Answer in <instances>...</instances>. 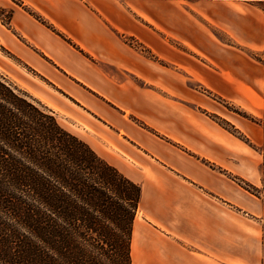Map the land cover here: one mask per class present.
Wrapping results in <instances>:
<instances>
[{
  "label": "rangeland",
  "instance_id": "obj_1",
  "mask_svg": "<svg viewBox=\"0 0 264 264\" xmlns=\"http://www.w3.org/2000/svg\"><path fill=\"white\" fill-rule=\"evenodd\" d=\"M263 3L254 0H126V33L115 30V34L126 50V88L134 90L126 94V107L130 111L127 114L101 95L91 93L111 112L115 110L117 116L125 117V124L130 123L133 130L145 138V144L149 145L147 140H150L155 145L173 149L175 154L170 161H159L151 155L153 160L147 159L156 167L168 166L175 180L193 188L209 206L211 216L219 211L226 214L227 240L222 230L216 232L211 228L212 237L220 238L221 245L227 248V256L221 259L220 254L211 251L212 260L219 264H264V255L257 261L254 247L259 245L264 250V223L254 218L250 207L234 201L236 190L243 193L249 204L264 193V89L255 91L252 86L255 79L250 78L252 73L264 72V33L252 37L249 29L236 27L231 18L235 6L237 9L248 4L264 7ZM36 4V0H0V76L30 102L51 111L66 131L89 145L126 177L123 165L126 161L134 164L124 154L129 139L118 136L120 128L114 129L106 121L92 116H89L91 122H80L74 114V111L81 112L80 103L30 66L8 43L7 40L17 37L18 43L26 44L12 25L15 12L22 10L57 39L91 58L48 22ZM224 5L232 9L226 12L227 19L219 17ZM41 57L50 61L46 56ZM224 68L230 72V79L223 78ZM171 165L175 169H170ZM205 177L210 186L203 183ZM219 181L227 186L224 197L211 187ZM136 184L143 193L142 185ZM148 212L145 201L136 215L134 227L136 223L146 227L148 238L158 247H192L186 239L176 237L169 222L167 226L161 221V225L149 222ZM133 238L134 228L132 264ZM236 253L240 255V263L234 260ZM142 262H146L145 254Z\"/></svg>",
  "mask_w": 264,
  "mask_h": 264
},
{
  "label": "crops",
  "instance_id": "obj_2",
  "mask_svg": "<svg viewBox=\"0 0 264 264\" xmlns=\"http://www.w3.org/2000/svg\"><path fill=\"white\" fill-rule=\"evenodd\" d=\"M36 1L38 2L36 8L40 14L71 38L91 58L66 42L57 39L44 25L35 21L22 10L15 12L12 25L26 40V44L18 43L17 37L7 40L8 43L18 56L80 103L81 112L74 111V114L77 115L75 117H78L80 122L87 124L91 122L89 116H92L106 121L114 129L120 128L118 136L123 135L129 139V141L126 140L124 154L126 159L128 158L134 164H129L126 161V164L123 165L124 171L126 177L140 183L143 187L141 205L146 201L149 222L153 221L161 225V221L165 226L169 222L170 228H173V233L177 238L186 239L192 244V247H169V249L158 247L156 242L148 238V229L136 223L134 232L138 225L148 240L147 248L144 251L145 264H219L212 260L211 251L220 254L218 258L221 259L227 256L225 255L227 248L224 244L221 245L220 238L216 240L217 236L216 238L214 235L212 237L211 228L214 227L216 232L218 229L222 230L223 238L227 240L224 222L226 214L219 211L217 215L211 216L209 206L207 207V204L203 199L201 200V196L193 188L175 180L173 175H170L168 166L156 167L147 159L151 155L158 157L159 161L162 159L170 161L175 154L173 149L162 144L155 145L150 140H147L150 146L148 143L145 144V138L139 132V134L136 133L130 123L126 122L125 124V117L117 116L115 110L111 112L106 105L100 104L99 97L91 94L101 95L108 102L126 111L127 114L130 111L126 107V94L129 90L131 92L134 90L126 88V50L115 34V30L126 33V0ZM254 1L264 2V0ZM258 5L248 4V7L240 5V9L235 6V12L231 17L234 19L236 27L239 25L238 28L249 29L252 37L264 33V7ZM230 8L229 5L221 7V16L219 15V17L227 19L226 12L232 10ZM260 29H263V32ZM239 30L237 29V31ZM41 56H46L50 61ZM224 70L223 78L230 79V72L227 73L226 68ZM235 77L237 78L239 75L235 74ZM252 77L255 79V83L252 84V86L254 85L253 89L255 91L263 90L264 72L252 73L250 78ZM246 88L251 89L250 87ZM128 97L130 100L133 98L130 95ZM132 100L134 102V99ZM110 131L115 133L114 130ZM158 146L159 148H156ZM150 160L153 159L150 158ZM171 167L170 169H175L172 165ZM139 171L145 172L143 173L145 176ZM203 183L210 186L206 177L203 179ZM211 187L220 196H226L225 182L219 181ZM234 194L236 203L250 207L254 218L264 223V193L261 197H255L256 199H253L251 204L243 197L241 191L236 190ZM218 235L221 237V234ZM134 241L135 233L132 246ZM216 244L218 247H212ZM254 247H256L257 261H259L258 257L263 258L264 250L259 245H254ZM168 250L171 251L170 254H166ZM159 253L162 254L159 255ZM239 258L240 255L236 253L234 255L235 262L240 263ZM257 261L256 263H258ZM133 264H135L134 261Z\"/></svg>",
  "mask_w": 264,
  "mask_h": 264
},
{
  "label": "trees",
  "instance_id": "obj_3",
  "mask_svg": "<svg viewBox=\"0 0 264 264\" xmlns=\"http://www.w3.org/2000/svg\"><path fill=\"white\" fill-rule=\"evenodd\" d=\"M142 196L0 76V264H132Z\"/></svg>",
  "mask_w": 264,
  "mask_h": 264
},
{
  "label": "bare ground",
  "instance_id": "obj_4",
  "mask_svg": "<svg viewBox=\"0 0 264 264\" xmlns=\"http://www.w3.org/2000/svg\"><path fill=\"white\" fill-rule=\"evenodd\" d=\"M135 241L132 246V259L135 264H142L144 258V251L147 248L148 240L145 234L138 228L135 229Z\"/></svg>",
  "mask_w": 264,
  "mask_h": 264
}]
</instances>
